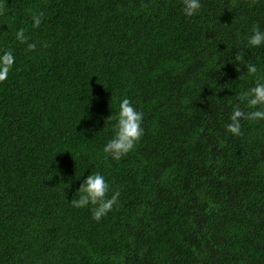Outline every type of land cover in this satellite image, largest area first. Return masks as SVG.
<instances>
[{
	"label": "trees",
	"instance_id": "1",
	"mask_svg": "<svg viewBox=\"0 0 264 264\" xmlns=\"http://www.w3.org/2000/svg\"><path fill=\"white\" fill-rule=\"evenodd\" d=\"M255 22L264 0H202L193 17L182 0H0L16 57L0 82V264H264V121L226 129L255 82L236 56L264 75V47L245 48ZM125 97L145 132L115 161L106 118ZM96 171L120 191L100 221L70 203Z\"/></svg>",
	"mask_w": 264,
	"mask_h": 264
},
{
	"label": "clouds",
	"instance_id": "2",
	"mask_svg": "<svg viewBox=\"0 0 264 264\" xmlns=\"http://www.w3.org/2000/svg\"><path fill=\"white\" fill-rule=\"evenodd\" d=\"M202 9V0H182V11L186 17L197 15ZM43 12L33 15V27H39ZM15 39L26 44L29 51L36 49L35 42H30L26 29L19 27L15 32ZM245 48L254 49L264 47V28L259 22L253 23L246 36ZM237 62H243L246 72L240 77L249 76L254 79L253 86L247 88L242 94L237 93L238 100L233 106L226 124L228 133L234 136L242 135V120L264 121V75L256 63L246 62L243 55L236 56ZM15 53L12 49H0V82L8 78L15 65ZM241 105L244 107L242 108ZM248 109L247 111L244 109ZM145 113L140 110L131 99L125 97L119 100L118 111L109 115L106 120L115 121L113 134L103 146V153L115 161L132 152L144 135ZM70 203L75 208H88L95 221L106 217L115 207L119 206L120 191L113 190L111 184L102 172L96 171L87 175L80 184Z\"/></svg>",
	"mask_w": 264,
	"mask_h": 264
}]
</instances>
